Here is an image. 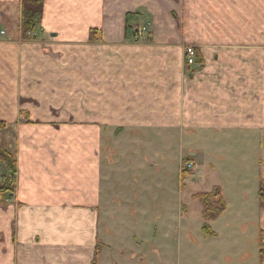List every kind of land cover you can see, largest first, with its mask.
<instances>
[{
  "label": "crops",
  "instance_id": "1",
  "mask_svg": "<svg viewBox=\"0 0 264 264\" xmlns=\"http://www.w3.org/2000/svg\"><path fill=\"white\" fill-rule=\"evenodd\" d=\"M262 1L45 0L24 40L22 0H0L9 32L0 41V141L17 162L16 191L0 203V264H93L96 255L105 264L101 214L104 192L117 191L118 153L104 143L117 134L264 132L260 72L219 65L239 48L235 40L228 49L223 32H240ZM188 46L201 54L198 69L185 65Z\"/></svg>",
  "mask_w": 264,
  "mask_h": 264
},
{
  "label": "rangeland",
  "instance_id": "2",
  "mask_svg": "<svg viewBox=\"0 0 264 264\" xmlns=\"http://www.w3.org/2000/svg\"><path fill=\"white\" fill-rule=\"evenodd\" d=\"M244 23L240 32H223L228 49H234L235 40L239 48L219 65L260 72L261 83L256 85L262 89L256 96L264 106V9L246 10ZM197 55L199 66L192 70L201 66V54ZM232 132L182 133L172 128L157 138L148 132L146 140L122 132L113 143H104V150L115 151L113 146L118 153L113 170L118 192H104L101 244L108 246L103 263L256 264L259 254L264 264L260 253L264 207L258 196L264 183V132ZM189 160L195 167L183 178ZM215 187L221 189L228 208L210 224L217 236L208 238L202 231V206L194 196ZM110 212L117 217L115 223L109 222ZM122 213L131 214L133 223Z\"/></svg>",
  "mask_w": 264,
  "mask_h": 264
},
{
  "label": "trees",
  "instance_id": "3",
  "mask_svg": "<svg viewBox=\"0 0 264 264\" xmlns=\"http://www.w3.org/2000/svg\"><path fill=\"white\" fill-rule=\"evenodd\" d=\"M45 0H22V37L24 40H30L31 35L35 33L39 27V23L42 20L44 13ZM4 127L3 124H0ZM0 162L5 164L9 175L0 176V203L3 201V197L7 194L13 195L16 191L14 185V176L17 172L16 159L2 146L0 141ZM191 162L190 160L186 162ZM185 164V165H186ZM184 165V166H185ZM184 177L188 178L191 171L183 170ZM260 205L264 207V183L262 182L259 193ZM202 206V219L204 221L202 231L206 237H216L217 234L213 231L212 222L219 219L227 210L228 206L225 198L219 187H215L212 192L197 194L194 196ZM264 233V232H263ZM261 235H263L261 233ZM261 256L264 262V243L261 239ZM93 264H97V255L94 259Z\"/></svg>",
  "mask_w": 264,
  "mask_h": 264
},
{
  "label": "built area",
  "instance_id": "4",
  "mask_svg": "<svg viewBox=\"0 0 264 264\" xmlns=\"http://www.w3.org/2000/svg\"><path fill=\"white\" fill-rule=\"evenodd\" d=\"M21 26H22V21H21ZM144 31H146V30L143 29V32ZM8 36H9L8 29L1 27L0 28V41L7 38ZM197 57H198V55H197L196 47L188 46L185 48V64L190 70H192V68H194L196 66H199V64L197 62V60H198ZM194 167H195V164L192 162L187 163L185 166L186 170H188V171H191Z\"/></svg>",
  "mask_w": 264,
  "mask_h": 264
}]
</instances>
